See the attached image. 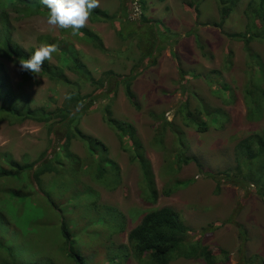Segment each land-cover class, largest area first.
<instances>
[{"label":"rangeland","instance_id":"rangeland-1","mask_svg":"<svg viewBox=\"0 0 264 264\" xmlns=\"http://www.w3.org/2000/svg\"><path fill=\"white\" fill-rule=\"evenodd\" d=\"M121 2L122 0H100V6L96 8L106 11L110 17H116L115 24L89 19L84 27L86 32L90 31L102 39L106 52L87 43L84 34H80L81 41L75 43L81 50L82 63L97 81L104 77V73L114 71L121 83L120 77H129L135 71L137 78L132 91L136 99L133 102L126 97L123 85L117 81L111 82L109 88L114 91L111 97L112 113L119 121L118 129H125L126 124L128 127L133 126L136 136L143 142L155 175L159 199L155 204L143 199L144 185L140 167L131 162L130 152L126 151L133 150L130 129L121 131L124 141L118 140V132L105 122V109L109 101L100 99L91 110L83 111L77 119L80 130L86 136L84 141L72 142V151L82 160L78 162V168L75 171L68 170V164L60 167V175H47L41 187L34 178L30 180L28 176L23 177L24 184L18 182V189L27 194L35 193L24 202L18 199V202L9 201L4 207H0V215L5 216L7 223L10 222L8 225L0 216L1 244L7 237L5 243L7 247L14 248L16 256L20 245L18 256H13L17 262L22 258L21 244H25L28 245L29 255L33 250L39 249L42 254L52 256L59 264H68L57 252L61 245L56 239L60 223L65 219L77 247L85 255L91 254L95 263L104 264L108 258L98 240L103 232L109 242L107 232L110 234L111 231L105 221L110 223L102 215H99L102 218L100 221L95 220L92 210L97 207L96 204L105 207L107 212L108 207L111 208L112 228L118 224L117 219L121 218V213L126 217L125 232L114 235L112 239L117 248L127 245L129 233L147 213L171 207L191 227L194 237L197 240L200 238L204 246L211 248L212 254L221 259L220 253H229L226 264H242L243 260L250 258L253 261L250 264H263L264 198L253 185L243 190L224 180L225 173L236 166V146L250 135L264 130V116L257 122L248 118L246 85L249 80L243 44L227 37L229 33L244 31L245 21H241L242 15L232 16L221 28L205 24L220 23L217 6L213 4L207 3L201 7L200 19L197 20L196 12L187 7V0H147L148 22L138 29H141L142 37L147 40L150 37L149 26L153 28L157 38L156 49L162 51L156 53L155 59H145L139 48L141 35L130 36V27L121 24L125 21L124 16L119 14ZM132 6L134 9L130 10L129 17L132 21H138L139 6L137 3ZM16 26L15 38L27 49H36L42 36L61 38V35L66 34L62 33L63 29L49 26L45 16L28 18ZM160 28L165 32H160ZM117 30H122L124 37ZM192 30L197 31L195 33H198L202 48L194 35L189 36ZM169 31L175 36L163 34ZM166 37H170L168 42ZM253 47L254 52L257 51L262 57H254L253 63L264 64V44L254 43ZM228 50L234 52L231 71L225 66ZM3 62L14 93L29 96L33 107L48 105L51 110L61 108L68 92L72 90V87L52 81L40 73L29 75L19 65ZM50 63L56 65L57 61L52 57ZM257 73L259 75L256 82L260 84L262 73ZM215 74L218 77L214 79ZM65 76L72 82L79 78L70 71H66ZM229 89L235 97L227 104ZM93 91L91 84L83 85L84 95ZM201 100L204 102H200ZM208 102L214 107L223 108V112H214L217 117L208 121V132L197 133L194 129L196 120L194 127H187L183 119L189 115L188 111L195 112L196 107L200 111L204 110ZM226 112L229 114L228 120ZM152 113L158 116L164 114L168 122L174 123V128H168L164 142H159L160 145L154 144L159 124L150 116ZM177 135H183L184 143L180 141L183 148L178 143ZM50 142L51 135L44 124L28 121L22 125H0V153L8 152L20 164L33 163L44 153L48 154L47 159H52L56 150ZM107 156L119 165L122 178L119 185L117 172L110 162H103L107 174L97 182L92 181L86 173L91 163L97 166L100 164L99 160H104ZM189 157L196 162L178 164ZM209 173L216 175V180ZM219 182L221 189L217 194ZM39 189H42L41 196L37 195ZM42 195H48L51 200ZM1 256L4 257L0 251V259ZM143 262L144 260L139 263L130 257L127 264H145ZM90 263L95 264L93 261ZM0 264H3L1 260ZM170 264L202 263L180 258Z\"/></svg>","mask_w":264,"mask_h":264},{"label":"trees","instance_id":"trees-1","mask_svg":"<svg viewBox=\"0 0 264 264\" xmlns=\"http://www.w3.org/2000/svg\"><path fill=\"white\" fill-rule=\"evenodd\" d=\"M165 1L166 0H164V2ZM187 2V7L196 12L197 20L200 19V8H203L205 4L208 3L217 6L220 23L206 22L205 24H214L221 28L226 25L232 16L237 14L239 17L242 15L241 21L243 22V19L245 21L243 26L244 31L229 33L227 37L232 41L236 40L237 42H241L243 44V52L247 56L246 74L249 81L246 85V100L249 107L248 118L256 122L262 120L264 116V64L256 65L253 63L254 57L257 59L261 57L260 53L257 51L254 52L253 44H264V0H187ZM133 3H137V6H139L140 13L138 14V21H132L129 17L130 10L134 9V6H132ZM147 3V0H122L119 14L124 16L125 21L121 24H127L130 29L132 27L134 28H132V34L130 32L131 30L128 29L130 36L139 34L142 37V33L140 32L141 29L138 28L143 27L146 21L148 22L146 16L148 10ZM48 11L49 10L41 3V0H0V125L7 123L9 126H15L22 125L28 121L44 124L48 128L53 148L56 150L52 159H47L48 154L44 153L37 161L24 164L15 161L8 152L0 153V207H4L5 203L9 201H14V203L18 202V199L24 202L27 197L35 193L30 192L31 194H27L21 191V189H18V182L24 184V182H22L23 177L26 178L28 176L30 180L34 178L41 187L43 185V179L47 175H60V167H65L66 164H68V170L75 171L78 168V162L82 160L72 151V142L73 140L84 141L86 136L80 130L77 119L83 111L91 110L100 99L109 101L105 109V122L109 126L112 125L114 130L118 132V140L124 141V136H121V131H125L126 128L130 129L129 137L133 140V144L131 145L133 150L129 151L126 149V151L130 152L131 162L137 163L140 167L142 183L144 185L142 189L144 195L143 199L147 203L155 204L159 199V191L155 181V175L152 171L151 162L146 156L144 144L136 136L137 132L133 126V128L130 126L128 127L126 124L125 129H118L119 121L113 117L111 97L114 91H111L109 86L112 81L119 82V76L114 71H108L104 73V77L99 81L95 80L92 76V72L82 63L80 56L81 50H79L78 45L75 43L81 41L80 34L73 36L71 34L72 30L67 29L62 31V33L66 34L61 35V38H51L50 36H42L39 38L40 44L44 42L56 44L59 49L58 52L54 53L52 56L56 59L57 64L52 65L50 60L45 61L42 65L40 74L59 84L72 87V90L68 92L61 108L51 110L48 105L33 107V101L29 96L14 93L3 61L11 62L18 66L20 58L29 59L35 51V48L27 49L17 41L15 38V33L17 32L16 24L35 16L47 17ZM90 19L94 22L100 20L112 24L117 22L116 17H110L106 11L100 9H94ZM122 25L119 26L120 29ZM149 30L150 37L147 40L142 37V40L140 39L139 48L145 59H155L156 53L162 50L157 51L156 34L150 26ZM117 31L121 37H124L122 36L124 35L122 30L121 32H119V30ZM158 32L159 31L156 29L157 34ZM160 32H165V30L160 28ZM195 32L197 31H190L189 36L191 34L194 35L200 46L198 33ZM80 33L85 35L87 43L93 45V47L100 51L106 52L102 39L94 33L90 31L86 32L85 28L80 29ZM163 34L166 36H175L174 33L170 31ZM167 39L168 42L170 37ZM167 42H165V44ZM200 47L202 48V46ZM164 48L163 46L162 49ZM233 58L234 52L228 50L225 59V66L228 71H231L234 65ZM262 63L264 62L262 61ZM66 71L77 74L79 77L78 80L74 82L70 81L65 76ZM26 72L29 75H36L28 71ZM257 72L262 73V82L260 84L256 82V77L259 75ZM217 77L218 75L215 74L214 79ZM120 78H122V81L119 83L123 85L126 97L132 102L135 101L136 96L132 91L133 83L137 78L135 71H133L129 77ZM87 83L91 84L94 91L89 95H84L82 93V88L83 85L85 86ZM109 90L110 93H108ZM227 92L229 98L226 102L230 104L235 96L231 89L227 90ZM200 102L204 101L201 100ZM185 104L187 108H189V103L187 101ZM182 107L183 105L181 108ZM198 109L199 108L196 107L194 110L195 112L188 111L189 115L183 120L187 127H194L196 120V126L194 128L196 132L206 133L210 130L208 121L212 118L216 119L217 117L214 116V112H218V110L223 112V108L214 107L208 102L205 104L204 110L200 111ZM150 116L159 124L154 144H163L168 128L172 130L174 128V123L168 122L164 114L158 116L152 113ZM226 119H229V114L227 112ZM182 136L183 135H177L180 147H182L180 141L184 143V138ZM106 151L108 152L107 149ZM62 158L64 160H62ZM235 160L236 166L225 173V183L240 187L243 190H247L253 185L264 198V130L250 135L246 140L236 146ZM104 161L113 164L117 172L119 185L122 182L119 165L108 156L104 160L103 158L100 159V164L97 166L91 163L86 169L87 175L95 182H97L100 177L106 176L107 173L102 165ZM190 161L196 162L194 158L189 157L185 159L184 162H178V164H188ZM209 176L215 180L217 178L213 173H209ZM220 183L221 182H219L216 190L217 194H219L221 189ZM41 190L39 193L36 192L38 196H41ZM42 196L45 199L48 198L51 200L48 195L47 197L44 195ZM96 206L97 207H93L92 210L95 214V220L100 221L102 218H100L99 215H102L105 220L110 223L108 224L103 220L108 230L111 231L110 234L107 232V236L109 235V242L106 240L103 232L100 235L101 239L98 240L106 251L104 254L105 257L108 258L107 262H104V264H127L130 257L134 258L139 263H142L144 260L143 263L145 264H170L173 260L180 258L196 260L202 264H226L229 261L230 255L226 251L220 253L221 259L218 258L217 255L212 254L211 248L204 246L200 238L197 240L194 237L195 234L191 227H189L182 216L171 207H164L147 213L141 222L129 233L127 245H122L117 248L112 239L114 235H120L125 232L126 217L121 213V218L117 219L118 224L112 228L110 221V215L112 214L111 208L108 207L107 212L105 207L97 204ZM0 216L1 219L4 218L7 223L5 216L2 214ZM3 224H1L2 227H5ZM7 224L10 225V222ZM13 234L15 233L13 232ZM6 238L7 237L4 238L2 244L0 242V251L2 255H4V257L1 256L0 260L3 264H59L52 256L42 254L39 249L38 251L33 250L32 254L29 255L28 245L25 244H21L22 258L20 260L18 259L17 262L14 257L18 256L20 245L17 248L14 244V247L18 249L16 256L14 248L11 246L7 247V243H5L7 242ZM56 239L61 245V248H59L57 252L58 254L60 253L59 256L68 264H91V261L95 263V259H91V254L87 256L77 247L73 240V234L70 231L69 225L66 224L65 219L60 223ZM251 259L252 258L243 260L242 264H250L253 262ZM262 262L264 264V260Z\"/></svg>","mask_w":264,"mask_h":264},{"label":"clouds","instance_id":"clouds-1","mask_svg":"<svg viewBox=\"0 0 264 264\" xmlns=\"http://www.w3.org/2000/svg\"><path fill=\"white\" fill-rule=\"evenodd\" d=\"M41 3L49 10L47 24L52 28L71 29L73 36L82 34L80 29L87 26L93 10L100 6V0H41ZM58 50L56 44L41 43L29 59H19L20 69L38 74L44 62L51 60Z\"/></svg>","mask_w":264,"mask_h":264}]
</instances>
